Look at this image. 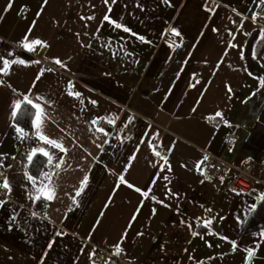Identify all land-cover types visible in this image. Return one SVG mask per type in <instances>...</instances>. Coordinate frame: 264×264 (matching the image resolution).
<instances>
[{
	"label": "crops",
	"instance_id": "1",
	"mask_svg": "<svg viewBox=\"0 0 264 264\" xmlns=\"http://www.w3.org/2000/svg\"><path fill=\"white\" fill-rule=\"evenodd\" d=\"M258 2L171 0L166 5L163 0H117L108 11L104 0H48L47 5L43 0H13L12 7L4 12L8 0H0V56L39 61L27 66L12 64L7 75L0 74L4 82L0 84V154H4L0 155V168H5L12 189L0 205V264H38L45 252L43 264H91L88 253L93 246L101 252L97 264H105L129 223L131 227L121 245L125 251L112 256L115 264H244V249L250 246L256 249L251 264H264V239L258 235L264 231V207L256 212L257 206L264 203L256 199L264 193V85L259 79L264 78V42L258 32L264 28V17L255 24L251 22ZM232 8L241 15L237 17ZM36 12L41 16L37 17ZM106 12L131 32L103 21ZM90 15L94 19H81ZM172 26L181 36L169 31ZM213 27L219 31L214 33ZM29 28L33 29L30 34ZM132 32L151 43H142ZM26 34L29 40L39 37L47 41L49 47L34 45L28 51L19 44ZM227 40L242 48L243 60L237 49L226 46ZM15 46L21 51L16 52ZM253 50L260 52L259 58H252ZM53 57L64 60L67 67L56 65ZM49 68L53 71H44L33 87L40 70ZM71 79V91L80 92L81 97L67 94ZM190 83L194 87L189 88ZM30 87L32 92L27 91ZM23 94L41 103L45 110L43 134L62 143L66 152L43 141L18 138L11 107L14 99L23 100ZM37 95L51 103L36 101ZM91 100L97 103L93 105ZM217 110L223 113V119L214 116ZM31 114L34 116V109ZM128 115L135 117L131 123ZM96 117L105 118L107 123L115 119V123H108L104 133L98 132L92 124ZM224 120L231 126H224ZM129 125L131 139H125L122 132ZM20 126L35 131L31 122L30 128ZM228 135H235L237 141L226 147ZM105 139L109 143L103 144ZM142 140L166 150L170 172L163 158L154 156ZM173 141L175 146L169 153ZM32 146L49 151L53 167H48L47 158L39 153L34 163L28 162L26 152ZM133 153L136 158L126 179L142 191L150 187L149 197L124 185L113 195L123 165ZM204 154L208 158L220 156L227 163L214 181L204 180L196 171V162ZM59 157H63L61 166L54 169ZM249 161L253 162L250 167ZM205 162L199 167L203 169ZM235 168L245 169L255 178L248 190L238 194L226 188L236 175ZM26 170L33 175L38 170L53 173V200L45 201L42 196L33 200L29 196L31 184L24 176ZM85 173L89 175L88 186L78 197V206L71 205L74 189ZM165 185L179 195L166 196ZM153 195L170 207L152 200ZM109 196L112 202L105 210ZM4 198L5 190L0 195ZM252 204L256 208L252 209ZM137 207L141 210L130 221ZM152 208L156 209L155 215L151 214ZM208 208L211 212L206 211ZM101 212L102 221L93 229ZM45 213L55 223L45 219ZM196 216L215 217L210 227L237 240L236 250L233 252L231 244L220 235H210L197 226L193 219ZM188 224L199 233L197 237L190 235ZM60 228L64 234L56 236L54 230ZM137 232L143 235L137 236ZM49 240L53 241L51 248L47 247Z\"/></svg>",
	"mask_w": 264,
	"mask_h": 264
},
{
	"label": "snow or ice",
	"instance_id": "2",
	"mask_svg": "<svg viewBox=\"0 0 264 264\" xmlns=\"http://www.w3.org/2000/svg\"><path fill=\"white\" fill-rule=\"evenodd\" d=\"M116 2H117V0H111V3H109V0H104V3L106 5H108V11H111V5H114ZM12 3H13V0H8L7 6L3 9V11L7 12L12 7ZM47 3H48V0H43V4L44 5H47ZM163 3H165L166 5H169V4H171V0H163ZM261 4H264V0H259V2L256 5L257 8H259V6ZM23 10H26V9H23ZM213 11H214V9H213ZM231 11L236 13L237 17H239L241 15V13L237 12V10L235 8H232ZM35 15L37 17H39V16H41V12H36ZM257 16H258L257 12H255V11L252 12V14H251V22L253 24L256 23ZM81 19L92 20V19H94V16L90 15V16H88L86 18L85 17H81ZM228 19L231 20L232 18L228 17ZM103 21H107L108 23L114 25L115 28H117V29H123L124 32H131L130 28L125 26L122 22H119L116 19H112L107 14V12L103 15ZM237 22H239L240 24L244 23V21H237ZM35 24H36V21L34 20L32 22L33 27L35 26ZM32 30H33L32 28H29L28 29V33L30 34L32 32ZM211 30L214 33L219 31V29H217L215 27H213ZM169 31L172 34H174L175 36H177V37L181 36L180 31L174 26L170 27ZM258 32H259V37H260L261 41L264 42V28L258 29ZM229 34L233 35V39H235V36H234L233 33L230 32ZM244 34L246 36L247 35H251L250 32H245ZM77 35H79V34H77ZM85 35H87V33H85ZM132 35L133 36H137V34L135 32H132ZM137 38L142 43H151V41L146 40V38L143 35H138ZM225 43H226V46L228 48L237 49V51L239 53V58L241 60H243L245 58L242 48H239L237 43H233V40H227ZM19 44H20V46H22L23 48L27 49L28 51H32L33 50L32 46H34V45H39V46H41L43 48L49 47L48 42L43 40V39H41V38H39V37L32 38L31 40H29V35L28 34H26L24 36V38L19 42ZM81 46L82 47H90V45H81ZM226 54L227 53H225V55ZM250 54H251L253 59H257L260 56V52H257L255 50H253ZM7 55L9 57H11L12 53L9 52ZM68 59H71V57H69ZM0 61H2V63H3V67H0V74H4V75L8 74V70L10 68V65H12V64H20V65H25V66H27L28 63H37V64H39V61H26V60L20 59V58L7 59L4 56H0ZM53 61H54V63L56 65H59L61 68H66L67 67V65L64 62V60H62L60 58L53 57ZM44 71L51 72V71H53V69H51V68H49V69H41L40 73L35 76V79L32 82L33 83V87L35 86L36 82L41 79V76L43 75ZM245 72H247V74L249 76L253 75L250 71H248V69H245ZM192 75L194 77L196 76L195 73H193ZM259 79H260V83L262 85H264V78H259ZM3 83H4L3 80H0V84H3ZM196 83L199 84L200 81L197 80ZM8 87H11V85H8ZM67 87L69 89V91L67 93L69 96L81 97V93L80 92L71 91V89L74 87L73 82L71 80H69L67 82ZM188 87L192 88V87H194V85L190 83L188 85ZM12 90L14 92L16 91V89H12ZM27 91L28 92H32L33 88L30 87ZM226 91H228V92L231 91L230 86L226 85ZM202 95H203V93H201V96ZM35 100L36 101H43L44 104H50L51 103V101L45 100L43 97L38 96V95L35 96ZM90 103L95 105L97 102L95 100H91ZM197 104H199V101H197ZM27 106H30V108L27 107ZM31 109L35 110L34 116L29 115ZM19 110L25 111L28 119H30L31 128L35 129L34 132L25 131V128L20 126ZM192 111L195 112L196 109L193 108ZM11 114H12V117L14 118V120H15L13 126L15 128V131H16L17 136H18L19 139H21V140H29V141H31L33 139H36L38 141H43L45 144L51 145L52 147H54L56 149H59L61 152H66L67 151V149L64 148L63 144L60 143L58 140L50 139L47 135L43 134V132L41 130V125H42V122H43V118L45 116V110L42 107L41 103L34 102L33 99L30 98L27 94H23V100L14 99L12 101ZM214 116L217 117V118L223 119V113L221 111H219V110H217L214 113ZM99 119H105V118L96 117L95 119L92 120V124L95 125L96 121L99 120ZM134 119H135V117L132 116V115H128V117H127L128 123H131ZM206 119H211V117L206 118ZM108 123H115V119H109ZM224 126H231L230 122L227 121V120H224ZM148 127H151V126L149 125ZM96 130L98 132H102V133L105 132L104 128H102V127H98ZM105 135H109V134L105 133ZM148 135H156V133H149ZM125 139H131V137H125ZM107 143H109V141L107 139H105L103 141V144H107ZM141 143H146L147 146L150 149H153L154 156H156V157H160L161 156V153L159 151H155V149L153 147V143L151 141L142 140ZM174 146H175V141H173L172 145L169 146L167 151L169 153H171L173 148H174ZM97 147L98 148H102V145H98ZM138 150H139V145H137V151ZM229 151L230 152L232 151L231 147L229 148ZM37 153L42 154L44 157L47 158V166L48 167H53V156L44 147H40V146H32V147H30V149L26 152L27 161L30 162V163H34V157H36ZM0 155H4V154H0ZM89 155H91V154H89ZM135 158H136L135 153H133L132 155L127 157V160H126V162L123 165V170H122V172L119 174V176L117 178L116 186L113 188V195L116 193L117 189L121 185H124L127 188H129V189H134L135 192H137L138 194H140L143 197H149L150 192H151V188L150 187L148 188V190H143L142 191V189L140 187L134 186L132 183H130L126 179L125 174L128 173L129 168L132 166V162H133V160ZM207 159H208L207 154H204L202 156V160L196 162V171L199 174L204 176V180H210L211 177L206 173V171L204 169L199 167V164L202 161H207ZM248 159H251V157H249ZM163 160H164V163H165V166H166V170L170 172L172 169H171V166L168 164V157H163ZM62 161H63V157H59L57 162L54 165V169L60 168ZM158 166L159 165H154V167H158ZM181 166L182 167H186V165H183V164ZM8 167L11 168V165H8ZM52 174L53 173L45 172L43 170H38L36 175L30 174V171H28V170H26L24 172V176L26 177V179L31 184V190L29 191L28 194H29L30 197L33 198V200H38V199H40L41 196L44 198L45 201L53 200L56 189H55V186L53 185V183L51 182ZM163 179L167 180L168 177L164 176ZM220 179L222 181L223 177H220ZM38 180H40V184L39 185L37 184ZM44 181H48V183L45 184ZM88 182H89V175L87 173H85L83 175V178L79 181L78 186L75 187V189H74L75 195L71 197V205H77L78 206V204H79L78 197H80L82 195V193L85 191V189L88 186ZM200 182L203 183L204 181H200ZM153 183H155V181H153ZM164 188H165L164 194L166 196H168L169 198H174V197H177L179 195L177 192L172 191L168 187V185H165ZM0 189L5 190V198L4 199H0V205H3L6 202L7 193H10L11 190H12L11 189V185H10V181H9V178L7 177V175H4L2 178H0ZM66 195H67V193H66ZM151 199L152 200H157V197H155L153 195V196H151ZM256 199L257 200H264V193H262L260 196H257ZM111 202H112V196H109L108 203H106L104 205L105 210L110 206ZM157 202L160 203L161 205H163L164 207H170V205L165 203L164 200H157ZM140 204L142 205L143 201H140ZM71 205L69 206V209H68L69 211L71 210ZM44 207L47 208L48 204L45 203ZM201 208L203 209L204 206L201 205ZM251 208L252 209L256 208V204H252ZM140 210H141L140 207H137L134 210V214L130 217V221H134L136 219V214H138L140 212ZM179 210H180L179 209V205H177V211L179 212ZM206 211L207 212H211V209L208 208V209H206ZM155 212H156V209L152 208L151 209V214L155 215ZM31 215L32 216H37V213L36 212H32ZM103 216H104V212H101L99 214L98 218L96 219L95 223L93 224V229L97 228L100 225ZM44 218L48 219L50 223H55L54 221L50 220V218L47 216V213L44 214ZM11 219L13 221H15L16 217L12 216ZM193 219L196 222L197 226H200V227H203L204 229H206L208 234H210V235H220L219 233H216L210 227V225L212 224V222L215 219V217L202 219L201 216H196ZM224 219H225V217H220V220H224ZM180 223H185V221L181 220ZM10 227H11V225H10ZM130 227H131V223L126 225L125 229L123 230L122 234L119 237V240L113 245V247L115 248V252L112 253L111 256L109 257V259L105 261V264H115V261L112 259V256H119L121 253H123L125 251V249L121 245L125 241L127 231H128V229ZM187 227L189 228L190 235L192 237H197L199 235V233L196 230H193V226L191 224H188ZM54 231H55V235L56 236H60V235L64 234L63 228L55 229ZM73 235H76V234L73 233ZM91 235H92V233L90 232L89 236L91 237ZM136 235L137 236H142L143 233L137 232ZM258 235H259L260 238L264 239V231L259 232ZM200 238L203 239V236H201ZM220 239L230 243L231 246H232V251L233 252L236 250L237 243H238L237 240H235V239H231L230 240L229 237L224 236V235H220ZM204 242H205V244H208L207 240H205ZM52 244H53V241L49 240V242L47 244V247L51 248ZM209 246H211V245H209ZM217 247H219V245H217ZM81 251H83V249H81ZM244 251H246V253H247V255L244 258V264H251V260H252L253 256L255 255L256 249L254 247L250 246V247H247L246 249H244ZM46 254L47 253L45 252L41 256L40 261L38 262V264H43V261H44V258L46 256ZM94 255H95V246H93L92 250L89 251V253H88V258H89V261L91 262V264H95V260L93 259ZM189 259L191 260L192 257L190 256ZM201 264H202V262H201Z\"/></svg>",
	"mask_w": 264,
	"mask_h": 264
},
{
	"label": "built area",
	"instance_id": "3",
	"mask_svg": "<svg viewBox=\"0 0 264 264\" xmlns=\"http://www.w3.org/2000/svg\"><path fill=\"white\" fill-rule=\"evenodd\" d=\"M254 11L258 13L257 20L264 17V4H261L259 8H257L256 6ZM15 51L16 52L21 51V48L18 46H15ZM47 66H50V65L47 64ZM71 81L73 82L74 80L71 79ZM71 90H73V88ZM95 127L108 128L109 125L104 119H99L96 121ZM130 133H131V126L129 125L123 129L122 135L123 137H129ZM236 141H237V137L235 135H228L225 138V145L226 147H229L233 145L234 143H236ZM153 147L155 151H159L161 153V156H160L161 158L167 156V152L163 147L157 145L156 143H154ZM225 165H227V163L220 156L209 155V158L205 162L203 169L211 177L210 180L214 181L217 172H219ZM252 165H253L252 161H249L247 163V166L249 167ZM235 169H236V175L227 182L226 188L230 190L231 192L238 194V193L248 190V188L250 187L251 183L254 181L255 178L250 173H248V171H246L245 169H242V168H235ZM4 175H6L5 168H0V178H2ZM3 194H4V190L0 189V195H3ZM93 259L95 260V264L100 262L101 252L99 250L95 251V255ZM120 264H126V263L121 261Z\"/></svg>",
	"mask_w": 264,
	"mask_h": 264
},
{
	"label": "trees",
	"instance_id": "4",
	"mask_svg": "<svg viewBox=\"0 0 264 264\" xmlns=\"http://www.w3.org/2000/svg\"><path fill=\"white\" fill-rule=\"evenodd\" d=\"M263 59H264V52H263ZM27 107H29V106H27ZM29 108H30V107H29ZM29 115H32V114H31V110H30ZM19 122H20L22 125H24L25 127L30 128V119H28V117H27L25 111L19 110ZM263 207H264V203L259 204V205L257 206L256 212L259 211V210H261ZM256 212H255V213H256ZM263 220H264V218H263Z\"/></svg>",
	"mask_w": 264,
	"mask_h": 264
}]
</instances>
